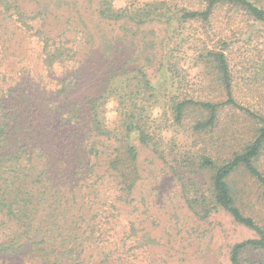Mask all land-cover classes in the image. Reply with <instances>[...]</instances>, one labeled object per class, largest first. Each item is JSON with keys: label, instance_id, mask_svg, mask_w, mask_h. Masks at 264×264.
Returning a JSON list of instances; mask_svg holds the SVG:
<instances>
[{"label": "trees", "instance_id": "obj_1", "mask_svg": "<svg viewBox=\"0 0 264 264\" xmlns=\"http://www.w3.org/2000/svg\"><path fill=\"white\" fill-rule=\"evenodd\" d=\"M58 1L62 3L59 6ZM83 1L96 4L95 20L105 29L124 22L137 5L135 0L124 8H117L112 0ZM167 1L136 9L146 19L152 14L153 19H161ZM201 1L205 4L201 12H172L178 27L188 21L209 22L213 9L221 4L241 7L255 21L264 22V10L248 0ZM64 4L68 5L64 0H47L41 9L50 13L51 9L64 8ZM44 12L39 13L42 20ZM20 18L21 28L36 36L38 63L52 77L48 83L43 75H36L31 78V89L28 77L20 74L14 81V75L0 70V255L22 258L29 249L38 253L32 260L40 259L41 264L47 258L54 264H150L155 240L144 227L149 218L140 212L136 217L140 224L131 221L137 214L132 192L139 171L138 149L130 139L154 147L153 153L166 160L167 156L158 152L163 131L179 134L185 112L191 107L205 117L193 122L190 131L198 136L207 134L215 127L221 104L173 98L169 110L164 109L159 120L152 119L148 112L152 102L145 94L153 86L146 72L139 67L123 72L117 61L104 65L107 77L100 92L88 94L82 88L84 60L93 50L109 48L113 38H95L93 33V38H61L63 33L49 38L32 24V16L20 11ZM94 31L102 33L98 28ZM4 45L0 42V62L2 49L6 51ZM208 53L217 62L227 104L242 109L232 99L225 57ZM167 58L165 54L162 61ZM164 66L177 80L178 88L186 87L187 66L185 71L171 60ZM133 79L135 84L130 82ZM110 98L115 99L119 112L115 128L103 117V107ZM251 116L258 120V128L229 159L221 162L204 152L195 163L187 162L189 157L181 154L171 161L174 175H209L207 194L196 190L195 194H180L185 208L198 222L223 212L235 224L255 233L256 238L231 247L230 264H247L241 260L247 248L264 251V229L241 211L229 183L236 172L243 170L264 197V173L257 165L264 153V119Z\"/></svg>", "mask_w": 264, "mask_h": 264}, {"label": "rangeland", "instance_id": "obj_2", "mask_svg": "<svg viewBox=\"0 0 264 264\" xmlns=\"http://www.w3.org/2000/svg\"><path fill=\"white\" fill-rule=\"evenodd\" d=\"M64 1L68 5L48 13L41 9L47 0H0V42L6 47V51H1V73L14 75V81L23 74L29 78V88L34 86L31 78L38 74L48 83L52 77L36 59V36L31 35L29 29L21 28L20 11H24L26 17H33L32 24L40 27V32L49 38L61 33V38H93L92 33L95 38H113L109 48H101V52L93 50L84 60L82 88L88 94L100 92L107 77L104 65L117 61V65L123 66V72L136 67L146 72L153 86L145 94L152 102L148 106L152 119L159 120L163 110H169L173 98L188 97L221 104L215 127L207 134L198 136L190 131L193 122L205 117L191 107L185 112L179 134L163 131L158 152L167 156L166 160L161 161L153 153L154 147L142 146L131 137V144L138 149L139 171V180L132 192L137 214L131 221L139 225L136 217L140 212L149 218L144 227L155 240L150 249V264H230L231 247L256 238L255 233L235 224L223 212L198 222L185 208L180 194H195V190L207 194L209 175L191 177L184 172L174 175V162L171 161L181 154L189 157L187 162L195 163L196 158L206 152L222 162L251 140L259 126L258 120L251 115L264 119V22L255 21L241 7L221 4L213 9L209 22L188 21L178 27L174 17L178 10L201 12L205 4L201 0H168L161 11L164 13L161 19H153L154 14L146 19L136 8L164 0H135L136 10L132 9L124 22L105 29L95 20L96 4L88 5L83 0ZM112 1L117 8L133 3L132 0ZM248 1L264 10V0ZM61 4L58 1L57 5ZM43 12L44 20L39 14ZM94 28L102 33L96 34ZM208 52L221 53L225 57L231 76L232 99L242 109L227 104L217 62ZM165 54L168 58L162 61ZM170 60L179 63L185 71V66L189 68L186 87L178 88L177 80L167 72L164 65ZM122 79L128 80L125 76ZM130 82L135 84L136 80ZM103 111L106 124L115 128L119 118L115 99H108ZM257 165L264 173V153ZM229 183L241 211L264 229V197L256 182L239 170ZM25 251L26 256L22 258L0 255V264L43 263L40 259L32 260L38 255L36 251ZM241 260L247 264H264V251L247 248ZM53 261L47 258L44 263L54 264Z\"/></svg>", "mask_w": 264, "mask_h": 264}]
</instances>
